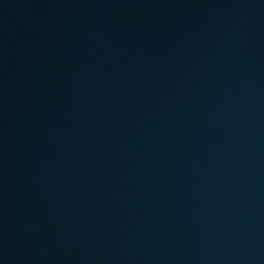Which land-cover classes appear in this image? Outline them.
I'll use <instances>...</instances> for the list:
<instances>
[{"label": "water", "instance_id": "obj_1", "mask_svg": "<svg viewBox=\"0 0 264 264\" xmlns=\"http://www.w3.org/2000/svg\"><path fill=\"white\" fill-rule=\"evenodd\" d=\"M0 264H264V0H0Z\"/></svg>", "mask_w": 264, "mask_h": 264}]
</instances>
